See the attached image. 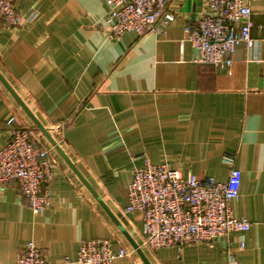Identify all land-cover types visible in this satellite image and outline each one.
<instances>
[{"label": "crops", "instance_id": "1", "mask_svg": "<svg viewBox=\"0 0 264 264\" xmlns=\"http://www.w3.org/2000/svg\"><path fill=\"white\" fill-rule=\"evenodd\" d=\"M248 4L256 44L240 43L227 68L195 62L181 43L204 11L200 0H168L160 32L118 39L108 37L105 0L16 1L35 17L13 28L0 21V74L108 212L0 81V148L28 127L50 149L54 172L39 214L16 182L0 183V264H14L28 241L52 263L79 264L81 242L96 238L126 250L112 264H144L129 239L149 264H230L227 251L236 264H264V0ZM225 152L241 171L233 213L250 229L180 249L146 246L141 215L125 211L140 155L224 182Z\"/></svg>", "mask_w": 264, "mask_h": 264}, {"label": "built area", "instance_id": "2", "mask_svg": "<svg viewBox=\"0 0 264 264\" xmlns=\"http://www.w3.org/2000/svg\"><path fill=\"white\" fill-rule=\"evenodd\" d=\"M16 1L0 0V21L5 27L24 26L35 17L34 13L22 12ZM200 1L204 11L193 27H185L181 43L187 41L194 48L195 62L229 68L231 55L240 43L248 48L256 44L250 35L248 0ZM167 3L168 0H105L108 37L118 39L127 31L138 35L160 32L166 25L162 18ZM49 151L28 127L12 130L10 140L0 148V183L16 182L27 207L36 214L44 212L51 203L50 181L54 172ZM140 157L142 163L134 169L128 186L125 211L141 215L144 244L150 249L212 243L218 237L250 229L251 222L236 217L232 209L241 183L233 153L221 156V162L229 167L224 182L214 177L198 178L190 172L184 175L165 163H152L145 154ZM124 255L126 250H114L109 239H87L81 242L75 262L112 264ZM227 260L237 263L229 251ZM71 262L65 257L58 264ZM14 264L55 263L33 241H28Z\"/></svg>", "mask_w": 264, "mask_h": 264}, {"label": "water", "instance_id": "3", "mask_svg": "<svg viewBox=\"0 0 264 264\" xmlns=\"http://www.w3.org/2000/svg\"><path fill=\"white\" fill-rule=\"evenodd\" d=\"M0 81L3 83V85L6 87V89L10 92V94L13 96V98L18 102V104L22 107V109L25 111V113L29 116V118L32 120V122L36 125V127L44 134L45 137L49 140V142L54 146V148L61 154V156L67 161L68 165L72 169V171L77 175V177L83 182V184L90 190V192L95 196V198L98 200V202L106 209L108 212L106 206L103 204L102 200L98 198L97 194L93 191V189L90 187L88 182L85 180V178L82 176L80 171L74 166V164L66 157L64 152L59 148V146L56 144V142L51 138L49 133L45 130L43 125L38 121V119L35 117V115L32 113V111L26 106V104L20 99V97L17 95V93L14 91V89L9 85V83L3 78V76L0 74ZM131 245L135 248L137 253L141 256L144 264H149L148 260L142 253L141 249L138 247L136 243H134L131 239H129Z\"/></svg>", "mask_w": 264, "mask_h": 264}]
</instances>
